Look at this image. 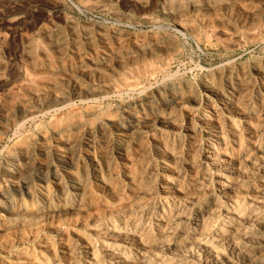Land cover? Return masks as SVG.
Returning <instances> with one entry per match:
<instances>
[{
    "label": "rangeland",
    "instance_id": "obj_1",
    "mask_svg": "<svg viewBox=\"0 0 264 264\" xmlns=\"http://www.w3.org/2000/svg\"><path fill=\"white\" fill-rule=\"evenodd\" d=\"M178 1L0 0V218H4L5 223L7 221L11 227L4 236L0 235V243L7 245L0 248V264H124L125 260L128 262L125 261V264H136L138 258L145 253H148L146 255L150 257L151 264H214L208 256V247H213L223 257H228L232 264H247L243 262L245 256L241 252H238L239 255L230 253L231 246L225 238L240 225L248 213L264 214V161L257 162L253 169L251 166L244 167V175L235 167L228 168V171L224 167L245 153L251 154L254 147L264 144V75L256 74L253 70L254 64H264V0H205L206 6L203 9H188L180 15L184 16L187 28L191 23L188 29L190 31L182 29L170 17L173 15L169 9L176 6ZM227 27L229 29L225 30ZM157 41L160 45L158 50L154 48L155 53L162 56L160 60H167L164 65L160 60L144 61L148 56V49ZM168 55L169 58L164 59ZM109 56L114 57L111 67L104 65L106 58L107 61L110 59ZM153 65L156 71L152 74L150 71L154 69ZM229 66L238 71L237 79L242 81L237 86L245 88L246 95L249 93L245 95V102L237 101L232 93L226 92L227 88L222 84L218 85L216 93L203 90L202 80L215 81ZM31 78L36 82L33 83ZM235 80L233 78L234 84ZM124 81L136 87L128 91L124 87ZM103 82L112 83L113 91H102V95L89 96L88 99L82 96L86 91L96 93ZM74 85L81 89H76ZM168 86H177L185 95L183 103L174 111L177 116H174L173 122L150 127L140 144L138 142L134 147L129 146L128 160L118 157L115 151L116 133L109 130L100 134L97 130L99 124H106L104 120L107 118L125 124L131 120L132 115L137 119L143 116L148 120L153 119L156 114L164 116L171 105L168 92L163 91L159 99L153 97L152 103L146 104L141 100L145 94H153L158 89L169 88ZM143 89L144 92L141 93ZM76 90L80 92L77 96ZM29 91H34L37 98L31 96ZM53 92L63 95L66 102L58 107L54 106L50 97ZM20 107H31L33 111H37L34 112V119L23 122L21 113L24 111ZM89 110L96 113L90 120H86V112ZM71 112L81 116V120L85 121V128L81 126L80 129L71 130L63 138L76 141L78 149L73 160L77 163V168L73 171L77 180L84 181L86 185L84 191L87 192L80 200L81 204L87 208L89 203L88 208L91 210L78 216H66L68 218L61 222L49 225L45 223L42 227L33 228V231L29 229L33 225L31 223L23 226L24 229L15 227L14 218L4 213L5 205L7 202L14 205L19 200L29 203L31 198L25 191L26 187L29 191L38 189L42 186L40 180L45 179L48 173L55 169L61 170L54 154L57 148L63 150L62 138H54L51 128L55 125L56 118H61V122L67 120L72 116ZM237 113L239 114L236 115ZM39 129L45 132L44 138L39 136ZM107 129L111 128L107 126ZM24 154L27 155L26 161ZM90 154L93 161L101 163L102 177L109 178V187L106 189L100 186L98 188L95 184L90 170L92 163L88 159ZM65 156L62 152V158ZM213 156L217 157L214 162L211 161ZM110 158L113 159V164L105 167L104 161ZM17 166H27L25 180L15 175L14 168ZM125 173L130 178H125ZM67 181V176L62 175L61 183L67 186ZM46 183L48 189L54 191L55 184L51 181ZM65 195L61 202L64 206H69L76 197L71 193ZM55 200L56 198H51V203H56ZM94 214L99 216L96 218ZM174 216L179 218L176 219L184 236L198 239L197 243L191 242L194 246L189 244L190 250L179 254L169 252L165 247L161 249L163 246L160 243L155 244L158 243L160 224ZM250 228L256 230L258 238L264 237V229L258 224L257 227L256 223L251 224ZM115 232L119 233L118 237ZM140 232L142 246L135 244L131 238ZM112 252H118L123 261L113 259L110 255ZM261 258L253 264H264V252Z\"/></svg>",
    "mask_w": 264,
    "mask_h": 264
},
{
    "label": "bare ground",
    "instance_id": "obj_2",
    "mask_svg": "<svg viewBox=\"0 0 264 264\" xmlns=\"http://www.w3.org/2000/svg\"><path fill=\"white\" fill-rule=\"evenodd\" d=\"M168 1H171V0H168ZM178 1V0H177ZM204 1L205 0H183V1H178V3H177V5L176 6H174V7H171L170 9H169V11H170V13L173 15V16H170L173 20H175V21H177L181 26V28L182 29H186L187 28V26H186V22H185V20H184V16H180V15H182L186 10H188V9H191L192 11H199L203 6H206V3H205V5H204ZM164 2H166V1H164ZM212 2V1H211ZM263 2V1H262ZM260 3V2H259ZM264 3V2H263ZM262 3V4H263ZM145 5V4H144ZM168 5V4H167ZM166 5V6H167ZM224 5V4H223ZM168 6H171V5H168ZM248 7V6H247ZM166 8V9H167ZM225 8V7H224ZM203 9V8H202ZM210 11V10H209ZM215 11V10H214ZM222 11V10H221ZM237 11V10H236ZM240 11V10H239ZM246 11V10H245ZM229 12V11H228ZM231 12V11H230ZM193 13V12H192ZM251 13H253V12H251ZM194 14V13H193ZM264 14V13H263ZM174 15H177V16H174ZM165 16V15H164ZM213 16V15H212ZM226 16H228V15H226ZM245 16V15H244ZM199 17V16H198ZM203 17V16H202ZM243 17V16H242ZM241 17V18H242ZM252 17V16H251ZM211 18V17H210ZM213 18V17H212ZM171 19V20H172ZM215 19V18H214ZM231 19V18H230ZM172 20V21H173ZM188 21V20H187ZM202 21V20H201ZM176 22V23H177ZM200 22V21H199ZM217 22V21H216ZM177 23V24H178ZM208 23H209V21H208ZM242 23V22H241ZM200 24H202V22L200 23ZM206 24V23H205ZM210 24V23H209ZM220 24H221V22H220ZM189 25H191V23L189 24ZM188 25V28H187V31H190V30H188L189 28H190V26ZM261 25V24H260ZM218 26H220L219 24H218ZM240 26V25H239ZM262 26V25H261ZM209 27V26H208ZM243 27V26H242ZM180 28V29H181ZM192 28V27H191ZM212 28V27H211ZM259 28V27H258ZM68 29V28H67ZM181 29V30H182ZM205 29V28H204ZM226 29H229L228 27L227 28H225V30ZM262 29H263V27H262ZM193 30H195V29H193ZM247 30V29H246ZM245 30V31H246ZM72 31V30H71ZM187 31H185V32H187ZM191 31H192V29H191ZM213 31V30H212ZM253 31V30H252ZM251 31V32H252ZM61 32V31H60ZM81 32V31H80ZM214 32V31H213ZM233 32V31H232ZM246 32H248V31H246ZM250 32V31H249ZM250 32V33H251ZM256 32V31H255ZM43 33V32H42ZM41 33V34H42ZM51 33V32H50ZM188 33V32H187ZM193 33V32H192ZM236 33V32H235ZM257 33V32H256ZM262 33V32H261ZM264 33V32H263ZM52 34V33H51ZM77 34V33H76ZM248 34V33H247ZM46 35V34H45ZM66 35V34H65ZM85 35V34H84ZM163 36V35H162ZM168 36V35H167ZM195 36H197V35H195ZM205 36V35H204ZM235 36V35H234ZM237 36V35H236ZM248 36V35H247ZM43 37H44V35H43ZM71 37V36H70ZM258 37V36H257ZM58 38V37H57ZM87 38V37H86ZM101 38V37H100ZM248 38V37H247ZM259 38V37H258ZM39 39V38H38ZM31 40V39H30ZM237 40V39H236ZM259 40V39H258ZM33 41V40H32ZM105 41V40H104ZM253 41V40H252ZM44 42H46V41H44ZM48 42V41H47ZM62 42V41H61ZM161 42V41H160ZM32 43V42H31ZM75 43V42H74ZM92 43V42H91ZM120 43H121V41H120ZM155 43V42H154ZM166 43V42H165ZM168 43V42H167ZM169 43H171V42H169ZM243 43V42H242ZM103 44H104V42H103ZM152 44H153V42H152ZM159 43H158V41L154 44V45H152L148 50H149V52H148V56H146L147 58H144V61H150V62H153V61H155V60H160L161 59V55H158V54H156L155 53V51H156V49L157 48H159ZM37 46V45H36ZM35 46V47H36ZM105 46V45H104ZM39 47V46H38ZM43 47V46H42ZM81 47V46H80ZM149 47V46H148ZM164 47H166V46H164ZM168 47H170V46H168ZM27 48H29L28 46H27ZM52 48V47H51ZM154 48H156V49H154ZM167 48V47H166ZM41 49H43V48H41ZM73 49V48H72ZM111 49V48H110ZM164 49V48H163ZM25 50V49H24ZM104 50V49H103ZM134 50H135V48H134ZM139 50V49H138ZM158 50V49H157ZM32 51V50H31ZM55 51V50H54ZM141 51V50H140ZM161 51H162V49H161ZM169 51H171V50H169ZM30 52V51H29ZM36 52V51H35ZM67 52V51H66ZM65 52V53H66ZM142 52V51H141ZM50 53V52H49ZM54 53H56V52H54ZM144 53V52H143ZM146 53V52H145ZM165 53V52H164ZM46 54V53H45ZM163 54V53H162ZM170 54V53H169ZM176 54V53H175ZM37 55V54H36ZM78 55V54H77ZM115 55H118V54H115ZM142 55V54H141ZM144 55V54H143ZM146 55V54H145ZM165 55V54H164ZM167 55V54H166ZM173 55V54H172ZM48 56V55H47ZM124 56V55H123ZM27 57V56H26ZM42 57H44V56H42ZM110 57V59H108V61H107V58H106V60L104 61V65L105 66H110L111 65V61H113V59H114V57L113 56H109ZM108 57V58H109ZM117 57V56H116ZM129 57V56H128ZM140 57V56H139ZM138 57V58H139ZM142 57H145V56H142ZM141 57V58H142ZM165 58L164 59H167V58H169V55L168 56H164ZM167 57V58H166ZM35 58V57H34ZM124 58V57H123ZM37 59V58H36ZM57 59V58H56ZM63 59V58H62ZM100 59V58H99ZM126 59V58H125ZM132 59H134V58H132ZM14 60V59H13ZM42 60V59H41ZM127 60V59H126ZM136 60H137V58H136ZM139 60V59H138ZM59 61V60H58ZM66 61V60H65ZM90 61V60H89ZM165 61H167V60H165ZM165 61L163 60H160L159 62L161 63V64H165ZM22 62V61H21ZM24 62V61H23ZM63 62V61H62ZM101 62V61H100ZM142 62H143V60H142ZM132 63V62H131ZM136 63V62H135ZM140 63V62H139ZM25 64V63H24ZM57 64V63H56ZM11 65V64H10ZM30 65V64H29ZM59 65V64H58ZM97 65V64H96ZM158 65H160V64H158ZM108 66V67H109ZM146 66H147V64H146ZM145 66V67H146ZM152 66V65H151ZM154 66V65H153ZM111 67V66H110ZM140 67V66H139ZM149 67V66H148ZM158 67V66H157ZM75 68V67H74ZM79 68V67H78ZM103 68V67H102ZM150 68V67H149ZM156 67L154 66V69H151V71H150V73H154V71H156V69H155ZM166 68V67H165ZM242 68V67H241ZM93 69V68H92ZM128 69V68H127ZM164 69V68H163ZM222 69V68H221ZM10 70V69H9ZM31 70V69H30ZM33 70V69H32ZM35 70V69H34ZM40 70V69H39ZM45 70V69H44ZM134 70V69H133ZM141 70V69H140ZM143 70V69H142ZM141 70V71H142ZM147 70V69H146ZM160 70V69H159ZM245 70V69H244ZM253 70L256 72V74H259V75H264V64H263V66H261L260 64H254V66H253ZM61 71V70H60ZM114 71V70H113ZM116 71V70H115ZM114 71V72H115ZM135 71V70H134ZM148 71V70H147ZM219 71V70H218ZM225 72L223 73V75L219 78L218 76H217V78H216V80L214 81V80H202L201 81V85H202V87H203V90L204 91H206L207 93L209 92V93H213V92H215L216 93V91H217V87H218V85H223V87H225V88H227V91L226 92H229V93H232L231 95H233V97H236V100L237 101H241L242 102V100H243V102H245V100H244V98H246L245 97V95H246V89L245 88H243V87H241V86H237V85H239V84H241L242 83V81H239L238 79H237V77H238V71L237 70H233V68L232 67H227L225 70H224ZM37 72V71H36ZM42 72V71H41ZM45 72H46V70H45ZM52 72V71H51ZM85 72V71H84ZM112 72V71H111ZM123 72V71H122ZM243 72V71H242ZM1 73V72H0ZM10 73V72H9ZM31 73V72H30ZM35 73V72H34ZM49 73V72H48ZM80 73V72H79ZM88 73H89V70H88ZM87 73V74H88ZM116 73V72H115ZM133 73V72H132ZM142 73V72H141ZM152 73V74H153ZM217 73V72H216ZM219 73V72H218ZM246 73V72H245ZM2 74V73H1ZM44 74V73H43ZM51 74V73H50ZM128 74H129V72H128ZM127 74V75H128ZM160 74V73H159ZM213 74V73H212ZM220 74V73H219ZM241 74V73H240ZM9 75V74H8ZM36 75H39L38 73L36 74ZM105 75V74H104ZM71 76V75H70ZM90 76V75H89ZM97 76V75H96ZM122 76V75H121ZM131 76V75H130ZM152 76V75H151ZM208 76V75H207ZM220 76V75H219ZM242 76V75H241ZM246 76V75H245ZM92 77V76H91ZM213 77V76H212ZM216 77V76H215ZM214 77V78H215ZM264 77V76H263ZM28 78V77H27ZM42 78V77H41ZM70 78V77H69ZM90 78V77H89ZM101 78V77H100ZM133 78V77H132ZM233 78H234V80H235V78H236V80H235V84L233 83L234 81H233ZM241 78H243V77H241ZM240 78V79H241ZM32 79V78H31ZM39 79V78H38ZM73 79V78H72ZM93 79H95V77L93 78ZM105 79H106V77H105ZM108 79V78H107ZM134 79V78H133ZM245 79V78H244ZM33 80V79H32ZM31 80V81H32ZM67 80V79H66ZM65 80V81H66ZM82 80V79H81ZM121 80V79H120ZM129 80V79H128ZM252 80V79H251ZM30 81V83H32ZM123 81V79L121 80V82ZM131 81V80H130ZM133 81V80H132ZM141 81V80H140ZM244 81V80H243ZM34 82H36V81H34L33 80V83ZM125 82V81H124ZM264 82V81H263ZM29 83V82H28ZM27 83V84H28ZM30 83L28 84V85H30ZM53 83V82H52ZM68 83V82H67ZM73 83H75V82H73ZM89 83V82H88ZM97 83V82H96ZM130 83V82H129ZM129 83H124V87L128 90V91H132L133 89H134V87H136V86H134V85H132V84H129ZM165 83V82H164ZM187 83V82H186ZM45 84V83H44ZM76 84V83H75ZM134 84V83H133ZM139 84V83H138ZM200 84V83H199ZM234 84V85H233ZM22 85V84H21ZM71 85H72V82H71ZM116 85V84H115ZM175 85V84H174ZM42 86V85H41ZM58 86V85H57ZM116 86H118V85H116ZM122 86V85H121ZM139 86V85H138ZM245 86V85H244ZM60 87V86H59ZM73 87H77L76 89H78L79 87L78 86H76V85H74ZM169 87V86H168ZM177 87V86H176ZM175 86H170L169 88H162V89H158V90H156V92L155 93H151V94H145V96H144V98H142V102H144V103H152L151 101L153 100V97H157L158 99H159V96L163 93V91H166V92H168L169 93V96H170V103L169 104H171L170 105V107H169V109H168V112L163 116V115H159V114H156L155 116H154V118L153 119H150V120H148L147 118H143V116L141 117V118H136L135 116H131L130 118H131V120L130 121H128L127 123H120V122H118V120L116 121V120H110L109 118H107L106 120H104L105 122H106V124H103V123H101V124H99V126L97 127V130L100 132V134H102V133H104V132H108L109 130H113L115 133H116V135H117V138H116V142H115V148H116V155L118 156V157H122V158H125L126 160H128L129 158H127V150H128V148H129V146L130 145H136V143H138V144H140V142H142L143 141V137L145 136V134H146V131L151 127H153L154 125H163V124H167V123H171V122H173V120H174V116L176 115V114H174L175 112V110L183 103V101H184V98H185V95L183 96V92H182V90L181 89H179V88H176ZM264 87V86H263ZM262 87V88H263ZM65 88V87H64ZM74 88V89H75ZM85 88V87H84ZM119 88V87H118ZM122 88V87H121ZM144 88V87H143ZM249 88V87H248ZM21 89V88H20ZM54 89V88H53ZM79 89H81V88H79ZM113 89H114V85L112 84V83H110V82H103L101 85H100V87H98V89L96 90L97 92L96 93H94L93 92V94H90V92L88 93L87 91L85 92V93H83L82 94V96L84 95V98H87V97H89V98H91L92 96H98V95H102L103 93H102V91L104 92V91H107V90H112L113 91ZM32 90V89H31ZM90 90V89H89ZM116 90V89H115ZM184 90V89H183ZM189 90V89H188ZM191 90V89H190ZM250 90V89H249ZM14 91V90H13ZM54 91H55V89H54ZM61 91V90H60ZM77 92L79 91V90H76ZM81 91V90H80ZM85 91V90H84ZM92 91V90H91ZM94 91V90H93ZM225 91V90H224ZM259 91V90H258ZM20 92V91H19ZM22 92V91H21ZM52 92V91H51ZM63 92V91H62ZM126 92V91H125ZM141 93L142 92H144V89H143V91H140ZM29 93H31V96H34V97H36L37 98V96H35V92L34 91H32V92H30L29 91ZM79 93L80 92H78V93H76L75 92V95L76 94H78L79 95ZM92 93V92H91ZM133 93V92H132ZM188 93V92H187ZM192 93V92H191ZM228 93V94H229ZM49 94V93H48ZM51 94V93H50ZM73 94V93H72ZM249 94V93H248ZM247 94V95H248ZM43 95V94H42ZM246 95V96H247ZM28 96H30V94L28 95ZM27 96V97H28ZM63 95H60V93H57V92H53L52 94H51V99L53 100V105L54 106H60L61 104H64V102H66V100H65V98H63L62 97ZM77 96V95H76ZM191 96V95H190ZM222 96V95H221ZM224 96V95H223ZM17 97H18V95H17ZM39 97V96H38ZM184 97V98H183ZM188 97V96H187ZM21 98H22V95H21ZM33 98V97H32ZM190 98V97H189ZM195 98V97H194ZM197 98V97H196ZM88 99V98H87ZM93 99V98H92ZM193 99V98H192ZM223 99V98H222ZM227 99V98H226ZM235 99V98H234ZM26 100V99H25ZM51 100V101H52ZM187 100V99H186ZM191 100V99H190ZM259 100V99H258ZM33 100H31V102H32ZM47 101V100H46ZM85 101V100H84ZM93 101V100H92ZM140 101V100H139ZM195 101V100H194ZM264 101V100H263ZM13 102V101H12ZM27 102V101H26ZM36 102V101H35ZM158 102V101H157ZM200 102V101H199ZM223 102V101H222ZM24 103V102H23ZM28 103V102H27ZM30 103V102H29ZM39 103H42V102H39ZM48 103V102H47ZM48 104H50V103H48ZM158 104V103H157ZM141 105H143V104H141ZM188 105V104H187ZM215 105V104H214ZM234 105V104H233ZM244 105H246V104H244ZM8 106V105H7ZM20 106H22V105H20ZM25 106V105H24ZM30 106V105H29ZM38 107H39V105H37ZM43 106V105H42ZM46 106H48L47 104H46ZM45 106V107H46ZM218 106H220V105H218ZM223 106V105H222ZM227 106V105H226ZM254 106H255V104H254ZM261 106V105H260ZM11 107V106H10ZM32 107V106H31ZM31 107H27V108H25L24 109V107H20V108H22L23 109V113H21L22 114V116H21V120H23V122L24 121H26V120H28V119H32L33 117H34V112H37V111H33V109H31ZM215 107V106H214ZM234 107V106H233ZM40 108V107H39ZM229 108V107H228ZM264 108V107H263ZM52 109H53V107H52ZM86 109V108H85ZM259 109H260V107H259ZM262 109V108H261ZM260 109V110H261ZM20 110V109H19ZM40 110V109H39ZM49 110H50V107H49ZM212 110V109H211ZM218 110V109H217ZM258 110V109H257ZM257 110H255V111H257ZM41 111V110H40ZM70 111H72V110H70ZM69 111V112H70ZM128 111V110H127ZM131 111V110H130ZM177 111V110H176ZM189 111V110H188ZM6 112V111H5ZM95 112V111H94ZM94 112L93 111H91V110H89V111H87L86 112V116H85V119L87 120V119H89L90 120V117H92L93 115H94ZM133 112V111H132ZM72 113V112H71ZM70 113V114H71ZM96 113V112H95ZM143 113V112H142ZM146 113V112H145ZM258 113V112H257ZM11 114V113H10ZM19 114V113H18ZM153 114V113H152ZM239 113H237L236 115H238ZM254 114V113H253ZM8 115V114H7ZM61 115V114H60ZM67 115V114H66ZM130 115V114H129ZM259 115V114H258ZM68 116V115H67ZM66 116V117H67ZM177 116V115H176ZM180 116V115H179ZM203 116V115H202ZM257 116V115H256ZM9 117V116H8ZM58 117H59V115H58ZM65 117V116H64ZM81 117V116H80ZM78 115H77V113H72V116L70 117V118H68L67 120L65 119H63L64 121H62L61 122V118H56L55 119V121H54V123H55V125L53 126V128H51V129H53L52 130V134H53V137L54 138H59V139H61L62 140V148H63V150H59L58 148L55 150V154H54V156H55V159H56V162L58 163L57 165L58 166H60V169L61 170H59V171H57L56 169L55 170H52V171H50V172H52V173H48V175L45 177V179L43 180V179H41L40 181H41V187H39L38 189H35V190H32L31 191V189H30V191H29V189L26 187V189H25V191H26V193L30 196V198H31V200H30V202L29 203H25L24 201H16L15 199V203L16 204H14V205H12V204H9L8 202H7V205H5L6 206V208H4V213H6V214H8V215H11V217H13L14 218V221H13V223L15 222V224H14V226L15 227H21V228H23L24 229V227L23 226H26V225H29V223H31V224H33L29 229L31 230V231H33V228H38V227H42V225L43 224H45V223H48V225H49V223H53V222H61V220L63 219V220H65L64 218H68L69 216H78V215H82V214H85V211H87L88 209H90V208H88L89 207V203L87 204V208L85 207V206H83L81 203V199L83 198V196H84V193H86L87 192V190L86 191H84V187L86 186L82 181H80V180H77V178L75 177V174H74V171L73 170H75V167H76V162L73 160V155H74V153L76 152V150L78 149V147H77V144H76V141H73V140H70V139H67V138H63V136L65 135V133H67V132H69V131H71V130H75V129H80L81 128V126H83L84 127V125H85V121H82L81 120V118H80ZM209 117V116H208ZM213 117H214V115H213ZM254 117V116H253ZM101 118V117H100ZM248 118V117H247ZM34 119V118H33ZM120 119V118H119ZM257 119V118H256ZM21 120H20V122H21ZM129 120V119H128ZM263 120V119H262ZM261 120V121H262ZM11 121V120H10ZM13 121V120H12ZM18 121H19V119H18ZM197 121V120H196ZM254 121V120H253ZM19 122V123H20ZM59 122V123H58ZM89 122V121H88ZM254 122H256V121H254ZM253 122V123H254ZM9 123V122H8ZM18 123V124H19ZM180 123V122H179ZM203 123V122H202ZM231 123V122H230ZM40 124V123H39ZM209 124V123H208ZM46 125V124H45ZM169 125V124H168ZM170 125H172V124H170ZM179 125V124H178ZM1 126V125H0ZM107 126H109L111 129H107ZM173 126H174V124H173ZM166 127V126H165ZM179 127V126H178ZM236 127V126H235ZM85 128V127H84ZM175 128V127H174ZM33 129V128H32ZM176 129H177V127H176ZM151 130V129H150ZM160 130V129H159ZM51 131V130H50ZM38 133H39V136H41L42 138H44V134H45V132L43 131V130H41V129H39L38 130ZM81 134V133H80ZM29 135V134H28ZM192 135V134H191ZM89 136V135H88ZM158 136V135H157ZM166 137V136H165ZM236 137V136H235ZM36 138V137H35ZM73 138V137H72ZM16 139V138H15ZM152 140V139H151ZM20 141V140H19ZM103 141V140H102ZM111 141V140H110ZM115 141V140H114ZM114 141H113V143H114ZM162 141H163V139H162ZM212 141V140H211ZM235 141V140H234ZM104 142V141H103ZM191 142V141H190ZM57 143V142H56ZM107 143V142H106ZM111 143V142H110ZM108 144V143H107ZM158 144H159V142H158ZM261 144V143H260ZM104 145V144H103ZM106 145V144H105ZM114 145V144H113ZM235 145V144H234ZM84 146V145H83ZM131 146V147H132ZM133 146V147H134ZM197 146V145H196ZM105 147V146H104ZM108 147V146H107ZM46 148V147H45ZM178 148V147H177ZM37 149V148H36ZM110 149V148H109ZM145 149V148H144ZM237 149V148H236ZM83 150V149H82ZM86 150H88V149H86ZM135 150V149H134ZM168 150V149H167ZM95 151V150H94ZM106 151V150H105ZM104 151V152H105ZM138 151H140V149L138 150ZM143 151V150H142ZM195 151V150H194ZM25 152V151H24ZM27 152V151H26ZM62 152L64 153V154H66V156H65V158L63 157L62 158ZM89 152H91V151H89ZM251 152V151H250ZM38 153V152H37ZM85 153H87V152H85ZM93 153V152H92ZM106 153V152H105ZM113 153H115V152H113ZM138 153V152H137ZM170 153V152H169ZM193 153V152H192ZM207 153V152H206ZM224 153V152H223ZM18 154V153H17ZM160 154V153H159ZM233 154V153H232ZM22 155V154H21ZM25 155V154H24ZM27 155H28V153H27ZM27 155H25L24 157H25V160L24 161H26V159H27ZM103 155H104V153H103ZM115 155V156H116ZM137 155V154H136ZM75 156H77V155H75ZM138 156V155H137ZM92 156H91V154L89 155V160L91 161V163L92 164H90L91 165V174H92V176H93V178H94V180H95V184L98 186V188H99V186L100 187H102V188H107V187H109V181H108V179H104L103 177H102V175H103V171L101 170L102 168H101V163L100 162H97V161H93L92 159H94L93 157L91 158ZM101 157V156H100ZM111 157V156H110ZM168 157V156H167ZM173 157V156H172ZM214 157V156H213ZM211 157L212 159H211V161H215L216 160V158L217 157ZM220 157V156H219ZM136 158V157H135ZM163 158V157H162ZM177 158V157H176ZM210 158V157H209ZM223 158V157H222ZM225 158V157H224ZM97 159H98V157H97ZM103 159V158H102ZM117 159V158H116ZM132 159H133V157H132ZM231 159V158H230ZM11 160H14V157H11ZM99 160V159H98ZM171 160V159H170ZM34 161V160H33ZM39 161V160H38ZM77 161V160H76ZM135 161V160H134ZM259 161H264V144L262 145H258V146H256V147H254V151L251 153V154H248L247 153V155H246V153L243 155V156H241V157H239V158H236V159H234L232 162H231V164H229V166L227 165V164H225V171H228L231 167H235V169L237 168V170H238V172H243V169H244V167H252L251 169H253L254 168V166L256 165V163L257 162H259ZM30 162H31V160H30ZM45 162V161H44ZM127 162V161H126ZM146 162V161H145ZM178 162V161H177ZM225 162V161H224ZM217 163V162H216ZM215 163V164H216ZM111 164H113V159L112 158H110V160L109 159H107V160H105L104 161V166L105 165H111ZM127 164H129V161L127 162ZM56 165V164H55ZM130 165V164H129ZM173 165V164H172ZM189 165V164H188ZM217 165H219V164H217ZM216 165V166H217ZM132 166V165H131ZM152 166V165H151ZM221 166H223V162H222V165ZM258 166V165H257ZM256 166V167H257ZM53 167V166H52ZM81 167V166H80ZM106 167V166H105ZM104 167V168H105ZM145 167V166H144ZM56 168H57V166H56ZM77 168V167H76ZM87 168V167H86ZM115 168H116V166H115ZM223 168V167H222ZM229 168V169H228ZM15 170H16V176H18L19 178H21V179H24L25 180V176H27V173H28V169H27V166H23V167H19V166H17V167H15L14 168ZM47 169V168H46ZM106 169V168H105ZM104 169V170H105ZM110 169V168H109ZM141 169V168H140ZM154 169V168H153ZM158 169V168H157ZM77 170V169H76ZM108 170V169H107ZM117 170V169H116ZM123 170V169H122ZM173 170V169H172ZM171 170V171H172ZM106 171V170H105ZM121 171V170H120ZM119 171V172H120ZM130 171V170H129ZM245 171V170H244ZM46 172V171H45ZM82 172V171H81ZM11 173V172H10ZM47 173V172H46ZM85 173V172H84ZM110 173H111V171H110ZM123 173V172H122ZM228 173V172H227ZM230 173V172H229ZM90 174V175H91ZM129 174H130V172H129ZM129 174H126L125 173V178H130V176H129ZM139 174V173H138ZM11 175V174H10ZM62 175H66L67 176V178H68V181H69V183L67 184V186H65V185H63L62 183H61V176ZM175 175V174H174ZM178 175V174H177ZM186 175V174H185ZM228 175V174H227ZM242 175H244L243 173H242ZM15 176V177H16ZM77 176V175H76ZM86 176V175H85ZM134 177V176H133ZM239 177V176H238ZM248 177V176H247ZM117 178V177H116ZM251 178V177H250ZM16 179V178H15ZM154 179V178H153ZM208 179V178H207ZM219 179H220V177H219ZM259 179V178H258ZM48 181H51L53 184H55L54 186H56L55 187V189H54V191H51V190H49L48 189V186H47V184L48 183H46V182H48ZM67 181V182H68ZM111 181V180H110ZM148 181H149V179H148ZM153 181V180H152ZM180 181V180H179ZM241 181V180H240ZM261 181V180H260ZM263 182V181H262ZM15 183V182H14ZM88 183V182H87ZM86 183V184H87ZM112 183V182H111ZM126 183V182H125ZM186 183V182H185ZM199 183V182H198ZM25 184V183H24ZM40 184V183H39ZM92 184V183H91ZM114 184V183H113ZM143 184V183H142ZM181 184V183H180ZM201 184V183H200ZM15 185V184H14ZM93 185H94V183H93ZM199 185V184H198ZM235 185V184H234ZM23 186V185H22ZM26 186H27V184H26ZM90 186V185H89ZM96 186V187H97ZM143 186V185H142ZM201 186V185H200ZM211 186V185H210ZM223 186V185H222ZM232 186V185H231ZM259 186H260V184H259ZM190 187V186H189ZM94 188V187H93ZM127 188V187H126ZM181 188V187H180ZM234 188H236L235 186H234ZM101 189V188H100ZM117 189V188H116ZM137 189V188H136ZM196 189V188H195ZM204 189V188H203ZM225 189V188H224ZM230 189V188H229ZM233 189V188H232ZM103 190V189H102ZM113 190V189H112ZM111 190V191H112ZM173 190V189H172ZM190 190V189H189ZM205 190V189H204ZM210 190V189H209ZM223 190V189H222ZM234 190V189H233ZM237 190V189H236ZM246 190V189H245ZM15 191V190H14ZM99 191V190H98ZM97 191V192H98ZM110 191V190H109ZM120 191V190H119ZM153 191V190H152ZM187 191V190H186ZM106 192V191H105ZM234 192V191H233ZM236 192V191H235ZM238 192V191H237ZM7 193V192H6ZM67 193H71V194H73L75 197H76V199H75V201L71 204V205H69V206H64L62 203L63 202H61V201H63L62 200V198H63V196L65 195V194H67ZM151 193V192H150ZM231 193H232V190H231ZM117 194V193H116ZM134 194V193H133ZM137 194V193H136ZM8 195V194H7ZM153 195V194H152ZM259 195V194H258ZM66 196V195H65ZM201 196V195H200ZM254 196V195H253ZM3 197V196H2ZM137 197V196H136ZM140 197V196H139ZM169 197V196H168ZM186 197V196H185ZM238 197V196H237ZM8 198V197H7ZM51 198H56V200H55V202L56 203H51ZM180 198V197H179ZM195 198V197H194ZM224 198V197H223ZM247 198V197H246ZM4 199V198H3ZM13 199V198H12ZM94 199V198H93ZM113 199V198H112ZM175 199V198H174ZM183 199V198H182ZM18 200V199H17ZM65 200V199H64ZM107 200V199H106ZM241 200V199H240ZM1 201V200H0ZM28 201V200H27ZM116 201V200H115ZM124 201H127V200H124ZM179 201V200H178ZM185 201V200H184ZM235 201V200H234ZM5 202V201H4ZM13 202V203H14ZM93 202V201H92ZM99 202V201H98ZM117 202V201H116ZM217 202V201H216ZM250 202V201H249ZM104 203V202H103ZM124 203V202H123ZM140 203V202H139ZM152 203V202H151ZM240 203V202H239ZM5 204V203H4ZM90 204H92L91 202H90ZM116 204H118V202L116 203ZM122 204V203H121ZM249 204V203H248ZM253 204V203H252ZM263 204V203H262ZM163 205V204H162ZM179 205V204H178ZM239 205V204H238ZM264 205V204H263ZM4 206V207H5ZM119 206H120V204H119ZM123 206V205H122ZM142 206V205H141ZM227 206V205H226ZM118 207V206H117ZM251 207V206H250ZM136 208V207H135ZM103 209V208H102ZM111 209V208H110ZM172 209V208H171ZM247 209V208H246ZM91 210V209H90ZM121 210V209H120ZM129 210H131V209H129ZM177 210V209H176ZM254 210H255V208H254ZM254 210H252V211H254ZM256 210H257V208H256ZM93 211V210H92ZM105 211H108V210H105ZM110 211V210H109ZM112 211V210H111ZM114 211V210H113ZM112 211V212H113ZM139 211H142V210H139ZM214 211V210H213ZM232 211H234V210H232ZM241 211V210H240ZM251 211V212H252ZM175 212V211H174ZM91 213V212H90ZM106 213V212H105ZM131 213V212H130ZM141 213V212H140ZM165 213V212H164ZM181 213V212H180ZM180 213H178V214H180ZM241 213V212H240ZM253 213H255V212H253ZM2 214V213H1ZM101 214V213H100ZM107 214V213H106ZM127 214V213H126ZM178 214L176 215V216H178ZM103 215V214H102ZM130 215V214H129ZM141 215V214H140ZM146 215V214H145ZM175 215V214H174ZM206 215V214H205ZM262 215H264V214H262ZM262 215H260V213L258 214L257 212L255 213V214H252V213H248V215L247 216H245L246 218H244V220H242V222L240 223V225L238 224V226H236V229L234 230V231H232V233L231 234H229L225 239L227 240L226 242H227V244L229 243V245L231 246V254L232 253H236V254H238V252H241L242 254H244V258H243V262H245V263H247V264H253V263H257V262H259L262 258H261V255L263 254V252H264V237H257L256 236V230L255 231H253V229H251L250 227H251V224H254V223H256V227H257V224H258V226L260 227V228H262V229H264V217L262 216ZM1 216V215H0ZM66 216H68V217H66ZM94 216H96V218L99 216H97V215H95L94 214ZM123 216V215H122ZM127 216V215H126ZM170 216V215H169ZM171 216H173V215H171ZM182 216V215H181ZM135 217H136V215H135ZM141 217V216H140ZM205 217V216H204ZM84 218H85V216H84ZM86 218H87V216H86ZM121 218V217H120ZM123 218V217H122ZM125 218V217H124ZM179 219L178 217H171V218H169V219H167L166 221H164V222H162L160 225H161V228H160V234H159V238H158V243H155V244H161V246H163V247H161L160 245H154V247L155 246H160L161 247V249L162 248H164L165 247V249L166 250H168L169 252H176V253H178L179 254V252L181 253L182 251H185V250H190L189 249V247H191V245H189L191 242H195V243H197L196 242V240H198V239H196L195 237H187V236H184L185 234H184V232H183V230L181 231V229L179 228V226H178V222H177V219ZM192 218V217H191ZM243 218V217H242ZM12 219V218H11ZM10 219V220H11ZM74 219H75V217H74ZM183 219V218H182ZM186 219V218H185ZM68 220V219H67ZM80 220V219H79ZM85 220V219H84ZM95 219H93V221H94ZM125 220V219H124ZM157 220V219H156ZM181 220V219H180ZM215 220V219H214ZM81 221V220H80ZM145 221V220H144ZM240 221V220H239ZM82 222H85V221H82ZM81 222V223H82ZM93 223V222H92ZM91 223V224H92ZM113 223V222H112ZM136 223V222H135ZM236 223V222H235ZM9 224L7 221H6V223H5V220H4V218H0V235L2 236L9 228H11L10 227V225H7ZM68 224V223H67ZM72 224V223H71ZM120 224V223H119ZM134 224V223H133ZM183 224V223H182ZM13 225V224H12ZM54 225H55V223H54ZM70 225V224H69ZM68 225V226H69ZM110 225V224H109ZM185 225V224H184ZM187 225V224H186ZM195 225V224H194ZM235 225V224H234ZM112 226V225H111ZM124 226V225H123ZM199 226V225H198ZM213 226V225H212ZM255 226V225H254ZM58 227V226H57ZM141 227V226H140ZM159 227V226H158ZM113 228V227H112ZM203 228V227H202ZM208 228V227H207ZM259 228V229H260ZM16 229V228H15ZM258 229V230H259ZM11 230V229H10ZM38 230V229H37ZM56 230V229H55ZM94 230V229H93ZM158 230V229H157ZM202 230V229H201ZM48 231V230H47ZM61 231V230H60ZM101 231V230H100ZM115 231V230H114ZM129 231V230H128ZM264 231V230H263ZM10 232H12V231H10ZM20 232V231H19ZM35 232V231H34ZM34 232H33V235H34ZM37 232V231H36ZM35 232V233H36ZM105 232H107V230L105 231ZM123 232V231H122ZM133 232V231H132ZM142 232H143V230H142ZM155 232V231H154ZM259 232V231H258ZM127 233V232H126ZM152 233V232H151ZM180 233H182L181 235H180ZM200 233H201V231H200ZM211 233V232H210ZM22 234V236H23V233H21ZM104 234V233H103ZM113 234V233H112ZM115 234H116V237H118L117 235L119 234H117L116 232H115ZM129 235H130V233H128ZM134 234V233H133ZM140 234H141V232L139 233V235H138V233L136 234V235H133V237H131V238H133V240H134V242H135V244H137L138 246H142L143 245V241H142V238L140 237ZM188 234V233H187ZM201 234H204V233H201ZM261 234V233H260ZM259 234V235H260ZM17 235V234H16ZM42 235V234H41ZM122 235H124V233L122 234ZM129 235H128V237H129ZM190 235V234H189ZM222 235V234H221ZM4 236V235H3ZM120 236V235H119ZM126 236V235H125ZM131 236V235H130ZM193 236V235H192ZM223 236V235H222ZM262 236V235H261ZM19 237V236H18ZM33 237V236H32ZM106 237V236H105ZM114 237V236H113ZM127 237V236H126ZM198 237V236H197ZM7 238V237H6ZM28 238V237H27ZM224 238V237H223ZM4 239H5V237H4ZM29 239V238H28ZM113 239V238H112ZM122 239H123V236H122ZM121 239V240H122ZM124 239H125V237H124ZM146 239V238H145ZM154 239V238H153ZM217 239V238H216ZM225 239H223V240H225ZM1 240V239H0ZM9 240V239H8ZM47 240V239H46ZM118 240V239H117ZM116 240V241H117ZM128 240V239H127ZM130 240V239H129ZM219 240V239H218ZM221 240V239H220ZM222 240V241H223ZM4 241H6V240H4ZM148 242V241H147ZM225 242V241H224ZM19 243V242H18ZM39 243V242H38ZM44 243V242H43ZM87 243V242H86ZM125 243V242H124ZM133 243V242H132ZM199 243V242H198ZM12 244V243H11ZM91 244V243H90ZM118 244V243H117ZM191 244H193V243H191ZM145 245V244H144ZM200 245H202V244H200ZM205 245V244H204ZM216 245V244H215ZM7 245H6V243H0V248H5ZM123 246V245H122ZM146 246V245H145ZM151 246V245H150ZM189 246V247H188ZM193 246H194V244H193ZM196 246V245H195ZM214 246V245H213ZM220 246V245H219ZM153 246H152V248H154ZM197 247V246H196ZM14 248V247H13ZM49 248V247H48ZM52 248V247H51ZM50 248V249H51ZM146 248V247H145ZM151 248V247H150ZM159 248V247H158ZM194 248V247H193ZM210 247H208V249L207 250H209L208 251V256H209V258H210V260L211 261H214L213 263L214 264H216L217 262H221L220 264H232V262L230 261V260H228V257H223V255H221V254H219L217 251H215L214 249H212V248H210ZM32 249V248H31ZM43 249H45V248H43ZM106 249V248H105ZM157 249V248H156ZM160 249V250H161ZM200 249V248H199ZM7 250V249H6ZM165 250V251H166ZM50 251V250H49ZM108 251V250H107ZM110 251V250H109ZM143 251V250H142ZM149 251V250H148ZM147 251V252H148ZM154 251V250H153ZM158 251V250H157ZM1 252H3V251H1ZM33 252V251H32ZM71 252V251H70ZM162 252V251H161ZM186 252V251H185ZM189 252V251H188ZM195 252V251H194ZM247 252L249 253L250 252V254L249 255H247ZM4 253H6V252H4ZM3 253V254H4ZM34 253V252H33ZM53 253V252H52ZM88 253V252H87ZM110 253V252H109ZM151 253V252H150ZM150 253H149V255H150ZM160 253V252H159ZM190 253H191V251H190ZM36 254V253H35ZM74 254V253H73ZM121 254V253H120ZM142 254V253H141ZM140 254V255H141ZM146 254H148V253H145L144 255H141L139 258H138V262L136 263V264H151L152 263V261H151V259H150V257L148 256V255H146ZM152 254V253H151ZM154 254H155V252H154ZM24 255V254H23ZM41 255V254H40ZM53 255V254H52ZM68 255V254H67ZM111 256H113V259H118V260H120L121 259V256L119 255V253L118 252H112L111 254H110ZM163 255V254H162ZM165 255H167V253L165 254ZM190 255V254H189ZM193 255H194V253H193ZM239 255V254H238ZM19 256V255H18ZM18 256H16V257H18ZM25 256H27L26 255V253H25ZM89 256H91V255H89ZM155 256V255H154ZM178 256V255H177ZM198 256V255H197ZM21 257V256H20ZM31 257V256H30ZM52 257V256H51ZM68 257V256H67ZM71 257H72V255H71ZM159 257V256H158ZM167 257V256H166ZM168 257H170V256H168ZM242 257V256H241ZM240 257V258H241ZM26 258V257H25ZM41 258V257H40ZM154 258H156V257H154ZM208 258V259H209ZM232 258V257H231ZM261 258V259H260ZM21 259V258H20ZM90 259V258H89ZM179 259V258H178ZM230 259V258H229ZM2 260V259H1ZM24 260V259H23ZM33 260V259H32ZM34 260H35V258H34ZM52 260H55V258L54 259H52ZM122 261H123V259H121ZM125 260V259H124ZM156 260H157V258H156ZM234 260V259H233ZM232 260V261H233ZM239 260V259H238ZM242 260V259H241ZM101 261V260H100ZM126 261V260H125ZM125 261L123 262L124 264H125ZM5 262V261H4ZM12 262V261H11ZM44 262H46V261H44ZM94 262V261H93ZM106 262V261H105ZM118 262V261H117ZM127 262V261H126ZM210 262V261H209ZM234 262V261H233ZM42 263V262H41ZM47 263V262H46ZM120 263V262H119ZM128 263V262H127ZM134 263V262H133ZM156 263V262H155ZM211 263V262H210ZM236 263V262H235ZM39 264V263H38ZM79 264V263H78ZM95 264V263H94ZM129 264H132V262L130 263L129 262ZM178 264V263H177ZM181 264H187V263H185V262H182ZM212 264V263H211ZM237 264V263H236Z\"/></svg>",
    "mask_w": 264,
    "mask_h": 264
}]
</instances>
